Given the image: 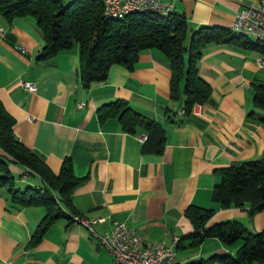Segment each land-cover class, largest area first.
<instances>
[{"label":"crops","instance_id":"obj_1","mask_svg":"<svg viewBox=\"0 0 264 264\" xmlns=\"http://www.w3.org/2000/svg\"><path fill=\"white\" fill-rule=\"evenodd\" d=\"M250 5H259V0H179L174 12L189 22V45L192 32L203 26L236 32L232 25L238 11ZM43 46L32 18L9 22L0 15V100L15 119L13 131L22 144L55 173L71 157L76 175L86 177L74 192V204L85 219L97 220L98 234L119 220L135 228L148 245H171L178 238L175 264H191L235 255L242 244L209 238L191 247L187 237L194 225L186 211L192 205L215 209L208 226L235 220L253 232L264 230V211L251 216L249 205L225 208L212 199L220 171L264 155L263 111L254 105L255 87L264 83L259 64L264 53L238 44H209L199 71L212 95L203 105V116L197 117L181 114L183 84L173 98L171 63L157 49L143 51L133 70L113 65L106 81L85 89L78 49L39 60ZM116 100L128 101L165 128L161 154L143 151V130L129 133L117 118L99 120L98 108ZM11 168L21 187L47 186L40 176L25 174L26 168ZM9 200L8 191L1 189L0 264L113 263L109 250L87 227L69 225L67 219L56 222L32 246L46 212L40 207L11 211Z\"/></svg>","mask_w":264,"mask_h":264},{"label":"trees","instance_id":"obj_2","mask_svg":"<svg viewBox=\"0 0 264 264\" xmlns=\"http://www.w3.org/2000/svg\"><path fill=\"white\" fill-rule=\"evenodd\" d=\"M0 15L9 22L20 18L35 21L44 41L39 60H50L64 51L78 49L80 78L85 89L106 81L113 65L133 70L143 51H161L171 63L173 98L179 96L183 84L182 114L185 116L193 115L196 104L204 105L211 98L212 88L199 71L200 60L209 44H238L264 53V43L224 27L203 26L192 32L187 45L190 26L185 15L137 12L113 19L105 14L101 0H0ZM254 105L263 111L261 122L264 125V83L255 87ZM97 115L102 122L117 118L123 130L129 133L143 130L146 134L144 152L161 154L164 151L165 128L136 111L128 101L104 104L98 108ZM14 123L15 119L0 100V190L5 189L10 194L11 211L30 207L45 210L31 240V245L35 246L59 220L67 219L72 225L85 218L76 209L74 192L86 177L76 175L71 157L65 158L60 172L55 173L38 153L17 139ZM12 164L26 168L27 175L40 176L47 186L24 189ZM220 174V182L213 190L214 202L225 208L249 205L251 216L264 211V155L232 164ZM214 213L213 208L195 205L188 208L186 215L194 225V232L187 237L190 246L197 247L209 238H218L226 244L242 241L241 247L235 255H215L191 264H264V230L253 232L235 220L208 226Z\"/></svg>","mask_w":264,"mask_h":264},{"label":"built area","instance_id":"obj_3","mask_svg":"<svg viewBox=\"0 0 264 264\" xmlns=\"http://www.w3.org/2000/svg\"><path fill=\"white\" fill-rule=\"evenodd\" d=\"M177 1L178 0H109L111 3L110 12L112 14H119L121 11L134 8H146L149 5H157L165 9H174V5ZM232 26L251 29L258 31L260 34H264V0H259V5L245 6L238 11ZM259 64L261 66L264 65L263 58L259 59ZM26 86L32 87L31 84H27ZM79 106L83 107L84 103H80ZM202 108L203 106L201 104H196L193 107V115L197 117L203 116ZM79 222L85 225L106 248V237L114 238V248H107L113 256L112 264L176 263L175 240L171 245H166L165 242L148 245L144 237L135 228L128 226L125 221L115 220L111 230L102 235L98 234L94 229L97 220L84 222V218H80ZM137 244L146 245V252H136Z\"/></svg>","mask_w":264,"mask_h":264},{"label":"bare ground","instance_id":"obj_4","mask_svg":"<svg viewBox=\"0 0 264 264\" xmlns=\"http://www.w3.org/2000/svg\"><path fill=\"white\" fill-rule=\"evenodd\" d=\"M104 4V10L105 14L108 17H111L113 19H119L123 18L124 16L131 14V13H137V12H156V13H161L163 15H168L172 12H174V9H165L163 7H159L157 5H149L146 8H134V9H129L127 11H121L119 14H112L111 11V3L109 0H101ZM233 29L237 32H241L243 34L248 35L252 39H256L262 43H264V34L258 33V31H254L251 29H245V28H236L233 27ZM84 222H91V220H87L84 218ZM179 243L178 239H175V246H177ZM106 246L107 248H114V238L113 237H106ZM136 252H146V245L144 244H137L136 245Z\"/></svg>","mask_w":264,"mask_h":264},{"label":"rangeland","instance_id":"obj_5","mask_svg":"<svg viewBox=\"0 0 264 264\" xmlns=\"http://www.w3.org/2000/svg\"><path fill=\"white\" fill-rule=\"evenodd\" d=\"M69 1H72V0H68V2ZM179 1V0H178ZM161 14V13H160ZM163 15V14H162ZM237 32V31H236ZM239 33V32H238ZM241 33V32H240ZM261 66V65H260ZM261 67H264V65L263 66H261ZM203 106V105H202ZM27 186H24V189L26 188ZM176 257H177V255H176Z\"/></svg>","mask_w":264,"mask_h":264}]
</instances>
